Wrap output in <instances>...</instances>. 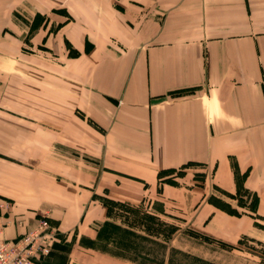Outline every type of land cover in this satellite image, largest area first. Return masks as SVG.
<instances>
[{
    "label": "crops",
    "instance_id": "1",
    "mask_svg": "<svg viewBox=\"0 0 264 264\" xmlns=\"http://www.w3.org/2000/svg\"><path fill=\"white\" fill-rule=\"evenodd\" d=\"M116 1L128 51L90 63L100 66L87 79L98 126L85 119L82 130L54 137L76 159L56 152L59 165L39 171L35 196L26 176H0V193L14 199L10 218L23 221H11L3 236L47 214L57 238L36 264H137L97 244L108 218L104 193L134 205L159 200L162 213L217 241L264 242V0ZM188 162L176 182L161 179L163 169ZM234 166L257 195L254 216L207 199L212 188L236 193ZM42 178L53 188L40 186ZM188 245L206 246L181 229L168 242Z\"/></svg>",
    "mask_w": 264,
    "mask_h": 264
},
{
    "label": "rangeland",
    "instance_id": "2",
    "mask_svg": "<svg viewBox=\"0 0 264 264\" xmlns=\"http://www.w3.org/2000/svg\"><path fill=\"white\" fill-rule=\"evenodd\" d=\"M117 4L116 0H0V176H26L33 196L39 171L52 172L58 167L59 163L53 164L54 154L64 158L60 155L76 153L54 144V137L82 130L79 126L85 119L98 126L92 117L98 116V110L87 101L91 98V80L87 83V79L100 67L91 65L92 61L128 51L119 43L124 34L115 27L122 19ZM185 167L163 169L160 177L177 181ZM201 174L197 171L196 177ZM39 181L45 190L53 188L48 178ZM228 194L212 188L207 199L254 216L249 207L251 191L241 188L237 193L240 201ZM0 195L10 201L12 212L14 199ZM98 195L108 218L99 226L97 244L137 264H229L241 259L264 264V242L244 237L240 243L230 244L205 238L182 226L178 215L162 213L159 200L151 202L146 197L139 205L111 202L107 206L103 198H109L104 193ZM41 216L49 219L47 214H39L37 219ZM180 229L206 246L188 245V251L168 248L170 238ZM221 242L246 252H229L232 247ZM61 249L67 248L61 245Z\"/></svg>",
    "mask_w": 264,
    "mask_h": 264
},
{
    "label": "built area",
    "instance_id": "3",
    "mask_svg": "<svg viewBox=\"0 0 264 264\" xmlns=\"http://www.w3.org/2000/svg\"><path fill=\"white\" fill-rule=\"evenodd\" d=\"M10 209V201L0 195V264H36L49 251L57 231L46 216H41L32 228L6 238L3 232L12 221Z\"/></svg>",
    "mask_w": 264,
    "mask_h": 264
},
{
    "label": "trees",
    "instance_id": "4",
    "mask_svg": "<svg viewBox=\"0 0 264 264\" xmlns=\"http://www.w3.org/2000/svg\"><path fill=\"white\" fill-rule=\"evenodd\" d=\"M189 163H190V162H188V163H186V164H189ZM186 164H184L183 166L185 167ZM234 173H235V179H236V193H235V194H228V195H230V196H232V197H235V198H237V199L240 201V200H241L240 197H237V193L240 191V189H241V188H244L246 191H249V190L246 189V188L244 187L243 182L241 181V178H240V175H242V174H240V172L237 170L236 166H234ZM239 174H240V175H239ZM167 182H176V181L167 180ZM252 193H253V192H252ZM107 198H109V197H107ZM103 202H104L107 206H109V203H111V202H112V203H115V204H121V203H124V202L128 203L127 201L115 200V199H112V198H109V200L103 198ZM211 202L214 203L216 206L220 207L221 209L225 210V211L228 212V213L236 214V215H238V214L241 213V211L235 210V209L230 208V207H226V206H224L223 204H221V203H219V202H217V201H215V200H211ZM256 202H257V195H256V193H253V202H251V203L249 204V205H251V206H249V207H250V210H252L251 213H253V212L255 213V211H256V210H255ZM242 204H243V205H246L245 202H242ZM242 212H243V211H242ZM190 231H193V230H190ZM193 232H196V231H193ZM197 233H198V232H197ZM198 234L203 235L205 238H210V237L207 236V235H204V234H201V233H198ZM210 239H213V238H210ZM221 243H222L223 245H227V246L232 247V245H230V244H225L224 242H221ZM261 259L263 260V258H261Z\"/></svg>",
    "mask_w": 264,
    "mask_h": 264
}]
</instances>
